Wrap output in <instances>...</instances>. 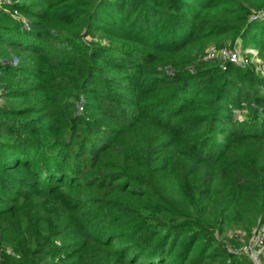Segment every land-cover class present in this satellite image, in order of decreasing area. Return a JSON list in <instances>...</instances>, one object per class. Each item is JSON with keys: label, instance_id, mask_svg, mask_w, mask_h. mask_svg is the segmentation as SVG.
<instances>
[{"label": "trees", "instance_id": "obj_1", "mask_svg": "<svg viewBox=\"0 0 264 264\" xmlns=\"http://www.w3.org/2000/svg\"><path fill=\"white\" fill-rule=\"evenodd\" d=\"M260 10L0 0V264H255L264 76L202 57L264 64Z\"/></svg>", "mask_w": 264, "mask_h": 264}, {"label": "built area", "instance_id": "obj_2", "mask_svg": "<svg viewBox=\"0 0 264 264\" xmlns=\"http://www.w3.org/2000/svg\"><path fill=\"white\" fill-rule=\"evenodd\" d=\"M9 3V2H7ZM13 14H17L16 11H13ZM264 15V11L260 10L253 13L250 18V21H257ZM26 26V25H25ZM27 27V26H26ZM249 55H243V52L240 48L234 47L229 48H216L211 46L206 51V54L202 57L203 60L217 62L221 70L225 71L229 66H243L248 65L251 62H254L259 67V73L264 76V65L259 60L257 50L246 51ZM249 58H248V57ZM17 61L14 60V64ZM79 112L82 111L81 106H79ZM264 249V230L256 231L248 240L247 244L242 248V251L249 256V258L255 264H259L261 252Z\"/></svg>", "mask_w": 264, "mask_h": 264}, {"label": "rangeland", "instance_id": "obj_3", "mask_svg": "<svg viewBox=\"0 0 264 264\" xmlns=\"http://www.w3.org/2000/svg\"><path fill=\"white\" fill-rule=\"evenodd\" d=\"M12 15H13L14 17H17V16H18V13H17V14H13V12H12ZM243 46H244V45H237V46H236L237 48L242 47V48H240V50L243 52V55H248L246 51H249V50H255V49L244 50V49H243ZM259 60H260V62H262L260 58H259ZM263 65H264V64H263ZM263 229H264V227H263ZM259 264H264V249H263L262 252H261V257H260Z\"/></svg>", "mask_w": 264, "mask_h": 264}]
</instances>
